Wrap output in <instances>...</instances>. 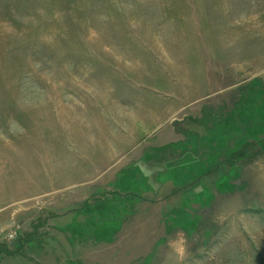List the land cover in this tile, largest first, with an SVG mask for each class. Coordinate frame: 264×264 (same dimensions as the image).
I'll list each match as a JSON object with an SVG mask.
<instances>
[{"label": "rangeland", "instance_id": "1", "mask_svg": "<svg viewBox=\"0 0 264 264\" xmlns=\"http://www.w3.org/2000/svg\"><path fill=\"white\" fill-rule=\"evenodd\" d=\"M24 257L264 264V0H0V261Z\"/></svg>", "mask_w": 264, "mask_h": 264}, {"label": "crops", "instance_id": "2", "mask_svg": "<svg viewBox=\"0 0 264 264\" xmlns=\"http://www.w3.org/2000/svg\"><path fill=\"white\" fill-rule=\"evenodd\" d=\"M79 230L81 231L82 230V228H79ZM15 254H16V252L15 253H13V254H11V255H9L8 257H12L13 258V256H15ZM25 258V257H24ZM25 260L28 262L27 264H31V262H34L33 260H30V259H26L25 258ZM0 263H2L3 264V262L2 261H0Z\"/></svg>", "mask_w": 264, "mask_h": 264}]
</instances>
